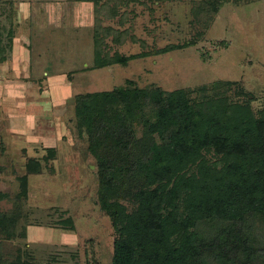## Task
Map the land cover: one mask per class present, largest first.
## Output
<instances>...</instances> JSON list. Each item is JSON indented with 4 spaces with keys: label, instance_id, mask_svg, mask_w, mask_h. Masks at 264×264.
Returning <instances> with one entry per match:
<instances>
[{
    "label": "rangeland",
    "instance_id": "obj_1",
    "mask_svg": "<svg viewBox=\"0 0 264 264\" xmlns=\"http://www.w3.org/2000/svg\"><path fill=\"white\" fill-rule=\"evenodd\" d=\"M154 2L123 7L121 14H128L123 26L120 16L103 21V27L130 31L123 44L107 40L109 57L135 58L125 66L98 67L106 53L98 58L92 2L0 0V194L6 195L0 197V214H21L15 239L2 242L6 262L112 264L116 233L98 204L96 159L87 135L77 132L72 98L111 91L129 80L167 93L189 90L200 101L213 93L214 82L222 81L236 83L230 95L239 103L249 101L256 115L263 108L264 0L224 6L196 43L189 1ZM191 41L194 46L187 45ZM13 47L29 48L33 65L27 63L25 70L30 77L42 79L48 71L57 76L55 82L32 80L21 86L25 79L14 62L21 54L14 55ZM64 84L70 86L65 94ZM34 108L42 114L37 128L23 118ZM54 117L59 134L51 122ZM135 127L141 137L143 127ZM50 147L57 152H48ZM32 160L41 163L39 173L29 171ZM255 232L261 240L255 264H264V228L256 224Z\"/></svg>",
    "mask_w": 264,
    "mask_h": 264
},
{
    "label": "trees",
    "instance_id": "obj_2",
    "mask_svg": "<svg viewBox=\"0 0 264 264\" xmlns=\"http://www.w3.org/2000/svg\"><path fill=\"white\" fill-rule=\"evenodd\" d=\"M83 1L94 5L98 58L109 38L123 44L130 35L103 27V21L120 16L123 26L128 17L123 7L153 3ZM180 1L192 5L196 43L224 6L257 0ZM132 58L106 53L97 66H125ZM234 84L214 82L213 93L200 101L189 90L167 93L129 80L111 91L75 97L77 132L87 135L96 159L98 204L116 233L112 264L256 263L261 240L255 225L264 228V106L256 115L249 101L237 102L230 95ZM136 124L144 129L141 137ZM29 167L31 173L42 170L38 160ZM20 218V210L0 214V264L8 263L2 242L15 239Z\"/></svg>",
    "mask_w": 264,
    "mask_h": 264
},
{
    "label": "flooded vegetation",
    "instance_id": "obj_3",
    "mask_svg": "<svg viewBox=\"0 0 264 264\" xmlns=\"http://www.w3.org/2000/svg\"><path fill=\"white\" fill-rule=\"evenodd\" d=\"M15 51H19L20 52V54H21V56H18V59L15 57H13L14 58V62H15V64H17L18 66H19V70L18 71H20L19 72V76L20 75H23V79H25L24 80V83L25 84H23L22 82L20 83V85L21 86H23L24 87V85H26L27 83H30L31 84V82H32V80H33V82L32 83H35V80L37 81L36 83H40V81H45V82H47V84H49V85H51V83L52 82H55V80H53L54 78H56L57 76H54L53 75V73H49L48 71H46V72H44V77L45 78H43L42 77V79H41V77H36V78H34L33 76L32 77H30L31 75H29L28 74V72H26V70H27V63H29V65H33V58L31 57V53H30V51H29V48H27V49H21V48H16V47H13V54L15 55ZM26 69V70H25ZM27 86V85H26ZM62 89H63V93L65 94V93H67V91H68V89H70V86L69 85H62ZM72 98V97H71ZM70 100V99H69ZM72 101L74 102V104H75V97L74 98H72ZM49 109H52V108H49ZM33 110H35L36 111V114H35V112H33ZM55 111V110H54ZM52 113H54V112H52V111H50L49 112V115H52ZM38 114V110L36 109V108H34V109H32V111L31 112H29V113H27V114H25V115H23V118L26 120V122H29V123H31L32 124V126L34 127H36L37 128V121H42V119L40 118V115H42V114H40V115H37ZM47 115H48V113H47ZM47 115L46 116H44V119H49L48 117H47ZM46 117V118H45ZM57 117H54L53 118V120L51 121L54 125H55V131H56V134H59V127H58V125H56V123H57V119H56ZM47 121V120H46ZM48 122V121H47ZM62 129H63V126H62ZM66 128L64 127V130H65ZM64 132V131H63ZM50 148H54L55 150H56V148L55 147H50ZM57 152V151H56Z\"/></svg>",
    "mask_w": 264,
    "mask_h": 264
}]
</instances>
